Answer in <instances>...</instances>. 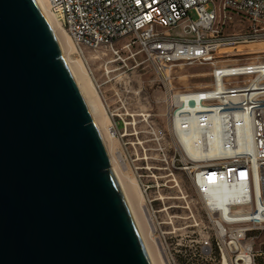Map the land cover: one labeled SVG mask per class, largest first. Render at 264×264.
Here are the masks:
<instances>
[{
	"label": "built area",
	"instance_id": "obj_1",
	"mask_svg": "<svg viewBox=\"0 0 264 264\" xmlns=\"http://www.w3.org/2000/svg\"><path fill=\"white\" fill-rule=\"evenodd\" d=\"M46 1L78 55L107 49L121 59L122 50L137 51L170 82L166 117L174 159L180 156L194 194L179 188L176 197L158 190L150 198L143 185L149 237L163 264H264V62L225 64V50L264 39V0ZM238 22L247 24L245 31L230 30ZM179 64L209 65L212 85L175 91L170 73ZM180 133H200V156L185 148ZM155 136L160 141L166 134ZM216 138L222 153L202 160ZM219 189L232 191L220 197Z\"/></svg>",
	"mask_w": 264,
	"mask_h": 264
},
{
	"label": "water",
	"instance_id": "obj_2",
	"mask_svg": "<svg viewBox=\"0 0 264 264\" xmlns=\"http://www.w3.org/2000/svg\"><path fill=\"white\" fill-rule=\"evenodd\" d=\"M0 264H152L36 0H0Z\"/></svg>",
	"mask_w": 264,
	"mask_h": 264
},
{
	"label": "rangeland",
	"instance_id": "obj_3",
	"mask_svg": "<svg viewBox=\"0 0 264 264\" xmlns=\"http://www.w3.org/2000/svg\"><path fill=\"white\" fill-rule=\"evenodd\" d=\"M246 28L247 24L238 22L230 30L239 32ZM261 42L264 39L245 45H258ZM241 45L225 50V64L264 62V47L251 50L245 47L239 51L244 48H240ZM134 52L135 56L130 51L122 50L120 59L107 49L99 52L88 50L84 60L108 114L107 128L114 133L108 142L116 166L121 174L128 175L125 180L130 184L127 185L133 187L131 179H134L140 191L141 196L130 190L133 206L148 233L149 226L144 213L147 196L143 185L149 187L150 198L158 196V190L173 197L179 195V188L191 195L194 190L189 177L179 169L182 167L180 156L174 159L175 146L166 117V96L171 87L170 82L165 79L164 71H159L143 53ZM71 58L76 61L80 55L75 52ZM210 73L209 65L179 64L170 73L171 85L175 91L204 89L213 83ZM120 118L126 119L125 125ZM158 131L166 134L165 139L157 140L155 132ZM173 164L176 171L173 170ZM174 203L180 204L177 200L166 202L167 205ZM176 214L180 217L184 215L181 209H177ZM180 224L184 225L182 220ZM151 243L156 246L154 241L151 240Z\"/></svg>",
	"mask_w": 264,
	"mask_h": 264
},
{
	"label": "bare ground",
	"instance_id": "obj_4",
	"mask_svg": "<svg viewBox=\"0 0 264 264\" xmlns=\"http://www.w3.org/2000/svg\"><path fill=\"white\" fill-rule=\"evenodd\" d=\"M37 4L39 5L49 27L51 28L56 41L60 47L61 53H62V57L64 58L68 68L70 69V72L72 74V76L74 77L79 90L82 94V96L84 97L86 104L88 106V109L90 110V113L93 117V120L102 136V139L105 143L106 149L108 151L110 160H111V165L112 168L114 169L122 187L123 190L129 200L130 206L132 208V211L134 213V216L136 218L137 224L139 226L140 232L142 234L145 246L148 250L149 256L151 258L152 264H163L162 258L160 257L158 250L156 248V246H152L151 244V239H150V231L148 229V233L146 232L144 226H142V222L138 217V214L136 212V208H134L133 206V199H132V193L130 190H133V194L134 191L136 193L140 195V191H138V186L135 183L134 179L133 182L131 180H128L132 182V186L127 185L130 184L126 183L125 178L127 179V176L124 174H121L120 171L118 170L117 166H116V162L114 159V156L112 155L110 146H109V142L108 140H111L114 136L113 132H110L109 129L107 128V125L109 123L108 120V114L106 112L105 106L100 98L99 92L95 86V83L91 77V73L87 67L86 61L84 60L86 56L80 55V58L76 61H74L71 58V55L74 54L75 52H77L75 45L72 43L71 38L69 37V35L60 27L59 23L57 22V20L55 19V17L50 13L49 11V5L47 3L46 0H36ZM250 45V44H249ZM244 47L242 49H239V51H242L243 49H245V47H250L249 49H261L264 47V42H261L260 44H255L252 46H246L245 44L239 46ZM261 47V48H260ZM218 125L215 124V129L216 130V134L219 133V128H217ZM238 128L239 133H240V140H244L246 138V131L243 129V124L241 122H239L238 124ZM181 138L183 140V144L185 146V148H187V150L189 152H191V154L193 156H200L201 153L203 152L202 148L204 146L203 144V140L202 137L200 135V133H193L191 135H188L186 133H180ZM217 140H215V143L213 145H211L210 151L208 154H206L204 157L201 156L200 158H202V160H207L210 159L212 157L218 156L220 155V153H222V143L221 140H219L218 138H216ZM183 161H185V159H183ZM232 190L229 189H219L214 191V193L220 197H224L225 195L229 194ZM138 205V204H137ZM143 212V211H142Z\"/></svg>",
	"mask_w": 264,
	"mask_h": 264
}]
</instances>
